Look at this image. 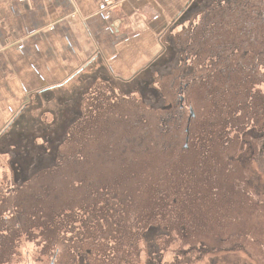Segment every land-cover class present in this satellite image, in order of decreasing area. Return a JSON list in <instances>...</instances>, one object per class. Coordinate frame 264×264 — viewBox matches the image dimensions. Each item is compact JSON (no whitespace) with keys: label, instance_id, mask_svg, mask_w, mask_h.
Masks as SVG:
<instances>
[{"label":"rangeland","instance_id":"1","mask_svg":"<svg viewBox=\"0 0 264 264\" xmlns=\"http://www.w3.org/2000/svg\"><path fill=\"white\" fill-rule=\"evenodd\" d=\"M201 1L192 5L187 19L165 40L168 53L143 75L123 83L107 72L93 71L55 97L32 102L17 127L0 139V209L9 204L26 213L33 197L43 198L49 209H55L71 196H66L71 182L76 188L79 182L110 177L134 181L129 185L128 191L134 194L126 202L130 213L128 221L122 222L121 240L106 245L105 239H98L99 229L82 233L78 241L72 239V253L60 264H264V110L260 114L264 80L261 76L248 82V90L258 93L252 97L258 104L252 106L248 118L250 129L242 133L245 124H241V131L236 128L234 134L239 140L228 142L226 128L232 124L228 120L232 115L224 119L221 96L215 86L211 90L213 80L208 78L218 65L217 55H212L208 45L222 33L225 42L215 46L231 50L235 47L232 41L243 35L233 32L242 27L245 10L224 18L219 14L230 11L232 4L264 0ZM204 23L209 24L204 27ZM257 25L246 34L258 36L261 30ZM258 45L254 42L245 51L243 69L254 64L264 74V62L251 61ZM233 66L231 62L229 68ZM191 110L195 117L189 123ZM141 114L154 120L168 116L170 121L165 141L146 144L144 153L148 154L133 158L138 169L127 168L130 157L125 161L120 157V168L126 167V172L118 173L120 177L111 168L100 175L90 168L81 172L91 161L115 164L110 133L117 131L123 139L122 129L140 123ZM157 127L156 123L150 125L152 135ZM178 191H183L179 193L183 196H178L183 203L177 204V200L173 207ZM124 192L118 189L113 195L118 200ZM66 221L61 223L63 228ZM107 226L115 227L109 217ZM53 232L55 227L42 238L36 234L27 237L26 233L17 234L18 238L6 235L10 248L0 250V264H59L58 251L52 246L57 238L51 236ZM61 243L65 246L63 240Z\"/></svg>","mask_w":264,"mask_h":264},{"label":"crops","instance_id":"2","mask_svg":"<svg viewBox=\"0 0 264 264\" xmlns=\"http://www.w3.org/2000/svg\"><path fill=\"white\" fill-rule=\"evenodd\" d=\"M195 2L0 0V139L32 102L93 71L123 83L143 75Z\"/></svg>","mask_w":264,"mask_h":264},{"label":"trees","instance_id":"3","mask_svg":"<svg viewBox=\"0 0 264 264\" xmlns=\"http://www.w3.org/2000/svg\"><path fill=\"white\" fill-rule=\"evenodd\" d=\"M230 9V11L222 12L219 16L224 18L225 16L232 15L233 13L236 14L239 10H245L241 16L242 27H240V29L237 28V31L233 32V34L239 33L240 35L243 33L241 38H235V40L232 41L235 47L228 50L223 47L215 46L218 42H225V36H223L222 33H219V38L214 44L211 43L208 45L206 42L202 43L209 46V50L212 52V55H217L218 65H216V68L213 69L215 71H212L213 73L210 74L208 78L212 77L213 80L211 90H213L215 86L217 94H220L221 96V98L219 97V102L221 104L220 112L224 114V119H226L230 114L232 115L231 118H228L232 124L230 127L226 128L228 134L230 135L228 142L230 140L235 141V139H238V136H235L234 134L236 133V128L241 131V124H245V128L242 133H246L250 129L248 118L249 115H251L252 106L258 104V102L254 103L252 101V97H257L258 93L248 90V82L254 79L260 80L261 76L264 80L263 71L261 72V70H259L260 68L256 67V65L254 66L253 64L252 66L250 65L248 69H243L245 68V66H243V60L247 59L248 54V51H245L249 49L250 45L254 46V42H257L259 45L257 51L252 54L253 57H251V61L253 59V62L256 63L264 62V14L262 12V9H264V2H246L243 6L232 4ZM251 17H255V21H252ZM257 22H259L262 27L255 24ZM208 24L209 23H204V27ZM255 25L258 26L261 32L258 36L255 35L254 38L246 33L253 31V26ZM211 34L212 33L204 35V39H207V36ZM252 38L254 39V42H252ZM226 50H228V52ZM231 62L234 64L233 69L229 68ZM261 69L264 70V64ZM239 77H241L240 81L238 80ZM240 83L242 85L239 86ZM263 86L264 83L261 88ZM205 89L209 91L208 84ZM212 92L215 94L214 91ZM239 97L241 102L238 101ZM180 109L183 111L181 106ZM247 109H249V112ZM263 110L264 107H261L260 114L263 113ZM140 117L143 119L140 123L133 122L132 125L127 124L126 127L122 129V133L124 135L123 139L120 138V134L117 131L110 133V140L113 141V144H110V147L111 149H115L113 150L114 156H112L114 159H112L113 163L115 162V164L112 165L111 162L107 163L106 161L105 164L97 162L94 164L91 161V165L86 166L81 170V172L88 171L90 168L93 170V174L100 175L107 173V170H110L111 168V171L116 172V177H120L118 173H120L121 170L126 172V167L121 169L119 166L121 163H119L117 159L120 157H122L123 161H125V158L130 157V163L127 165V168L132 169L136 166L135 168L138 169V165L133 161V158L137 154L141 156H146L148 154V152L144 153L146 144L154 146L159 144V142L160 144L164 142L166 138L165 135H167V132L165 131L168 130L166 129V125L168 124L167 122L170 121L168 116L158 117L156 120L151 119L148 116L146 117L143 114H141ZM238 119L241 121H238ZM152 123H156L158 126L154 135L151 134L152 128H150V125H152ZM118 140L120 141L119 146L118 143L116 144ZM216 143L217 142H214L212 144ZM132 145H134L133 148H131ZM195 148L196 146L194 149ZM96 165L99 168L103 167V170H99V168L97 169ZM104 165L109 167H104ZM131 173L133 177L136 176L135 173ZM179 175L181 176V174ZM100 177L101 176L98 178ZM110 178L111 179L106 178L107 180L105 179L103 181H101L102 179H97L92 183L88 182V184H86L85 181H83V183L79 182V186L76 188L74 185L75 182H71L66 192V196L70 194L71 196L67 200L65 199L62 205L55 207V209H49L46 200L36 197H33V201L27 203L26 213L10 206L9 204H4V206L0 209V250H8L10 248V242L5 238L6 235L14 234L16 238H18L19 236L17 234L20 233L22 235V233H26L27 237H31L36 234L42 238L46 236L49 231H51L52 227L56 228V232H53L51 236L57 237L54 239L52 246L55 247L56 252L58 251L56 257L59 264L61 260L68 259L69 254L72 253L71 250L73 247H71V245L73 244V240L78 241L79 235L82 233H84L83 235H86L93 229H99L100 232L98 239H105L106 245L111 244V242H119L124 233V229L122 228L124 224H122V222L128 221V214L130 213L128 203L126 202L130 200L132 198V194H134V191L132 193L128 191L130 186H133L134 181H129L128 178H123L124 182H119L112 177ZM118 189L122 191L125 190V192L121 195L120 199L117 200L115 199L113 193ZM179 193H183V191H178L177 197L183 196ZM76 195H79L80 197L75 198ZM125 197H127L126 201ZM177 200V204L183 203L181 198L175 197L173 207L175 206ZM112 201L114 204H112ZM64 203L66 204L65 208ZM22 209L25 208L22 207ZM67 216H69V219L66 221ZM108 217L114 223V228L107 226ZM65 221L67 225L63 228L61 223ZM55 223L57 224L56 226H54ZM154 228L158 229L155 226ZM133 229L135 231L136 226H134ZM146 229H148V226H146ZM180 232L181 231H179V233ZM142 235L143 234H141V236ZM160 235L162 236L163 234ZM67 237L71 240L67 241ZM62 240L65 242V246H62Z\"/></svg>","mask_w":264,"mask_h":264},{"label":"water","instance_id":"4","mask_svg":"<svg viewBox=\"0 0 264 264\" xmlns=\"http://www.w3.org/2000/svg\"><path fill=\"white\" fill-rule=\"evenodd\" d=\"M183 104H184V99L183 98H181V105L183 106ZM181 106V107H182ZM195 117V114H194V112H193V110H191V117H190V119H189V123L192 121V119ZM188 133H189V128H188ZM188 141H189V138L187 139V144H186V148H188ZM52 264H55V262H52Z\"/></svg>","mask_w":264,"mask_h":264},{"label":"flooded vegetation","instance_id":"5","mask_svg":"<svg viewBox=\"0 0 264 264\" xmlns=\"http://www.w3.org/2000/svg\"><path fill=\"white\" fill-rule=\"evenodd\" d=\"M181 98H182V97H181ZM180 106H182V105H181V99H180ZM181 108H182V109L184 108V104H183V106H182ZM187 130H188V128H187ZM187 130H186V133H187V135H188L189 133H188ZM187 139H188V138H187ZM187 139H186V141H187Z\"/></svg>","mask_w":264,"mask_h":264},{"label":"built area","instance_id":"6","mask_svg":"<svg viewBox=\"0 0 264 264\" xmlns=\"http://www.w3.org/2000/svg\"><path fill=\"white\" fill-rule=\"evenodd\" d=\"M20 49H24V46H21Z\"/></svg>","mask_w":264,"mask_h":264}]
</instances>
